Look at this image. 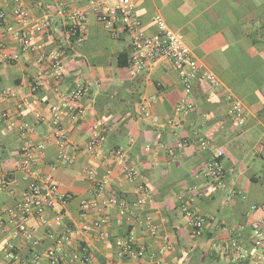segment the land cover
Wrapping results in <instances>:
<instances>
[{"label":"crops","instance_id":"obj_1","mask_svg":"<svg viewBox=\"0 0 264 264\" xmlns=\"http://www.w3.org/2000/svg\"><path fill=\"white\" fill-rule=\"evenodd\" d=\"M56 1L0 0L5 14L0 22V264H264V238L257 241L254 230L256 222L264 229V154L258 149L264 144V0H133L144 33L157 31L152 17L161 12L196 54L201 69L190 92L182 78L186 70L165 57L133 76L132 35L117 20L121 31L114 36L90 0H65L68 9L87 15L84 41L68 40L67 18L56 14ZM17 8L28 12L26 22L15 14ZM43 18L51 19V27L35 42L61 53L59 79L49 61L22 48L23 33ZM206 70L218 77L217 85L202 76ZM78 86L84 88L77 100L81 118L73 121L63 110L56 129L48 106ZM234 99L243 105L241 123L229 113ZM184 100L192 107L178 111ZM100 120L103 139L96 155L86 146ZM30 147L34 171L54 178L70 197L43 218L30 217L27 238L18 233L17 204L34 176L22 168ZM119 147L135 166L137 180L151 188V200L142 207L136 204V182L111 153ZM216 158L227 170L220 179L208 173ZM103 179L106 196L130 209L123 214L116 205L108 207L104 236L95 227L81 230L100 216L92 207L84 216L82 204L93 199L94 180ZM183 207L204 217L201 233ZM58 216L61 225L55 223ZM148 216L158 229L154 237L147 232ZM66 231L74 233L70 242L58 244ZM128 237L145 245L142 256L121 254ZM233 240L237 248L231 247ZM167 244L171 247L164 249ZM84 252L89 260L68 262V255Z\"/></svg>","mask_w":264,"mask_h":264},{"label":"built area","instance_id":"obj_2","mask_svg":"<svg viewBox=\"0 0 264 264\" xmlns=\"http://www.w3.org/2000/svg\"><path fill=\"white\" fill-rule=\"evenodd\" d=\"M92 8L96 11L99 19L112 28L114 36L120 35V29L116 25V21L119 20L123 31L132 35V57H131V74L136 76L142 72L146 63L165 57L170 60L174 66L182 67L186 71L183 72V82L187 92H190L193 87V81L197 72L201 69L198 58L192 48L186 43L184 37L174 30L161 12L154 13L152 20L157 27V31L153 34H146L141 29V19L135 9L133 0H90ZM15 14L20 16L24 22L28 20V12L22 8H17ZM55 12L60 17H66V30L65 36L68 40L76 43H81L85 39L86 35V22L87 15L82 10H71L67 8L65 0H57L55 6ZM5 19V14L0 12V22ZM51 19L43 18L37 22L35 29H30L23 33L21 37L23 50H34L39 54V61H49L52 68L53 75L59 79L63 74V62L62 56L59 51L47 52L44 49L43 44L35 42V37L40 32H47L51 27ZM202 76L212 85L219 83L218 77L209 70L203 72ZM6 96H9L10 91H4ZM84 94V88L78 86L73 89L68 96L64 97L61 103L48 106V112L52 117V124L56 129H60L61 114L63 110H69L71 113V119L78 121L82 112L77 105V100ZM30 106V104L28 105ZM186 107H192L190 101L181 103L177 110H183ZM242 102L234 99L230 107L229 113L233 117L234 121L241 123L244 120L242 113ZM7 116V113H4ZM43 115H38V118L43 119ZM103 122L100 120L97 122V131L94 138H92L86 149L90 153H99V146L103 139L101 127ZM59 138H64L66 135L61 131L58 132ZM34 148V147H33ZM30 147L24 154V160L22 168L29 175H34L30 182L29 188L23 195L21 201L17 204V209L20 215V224L18 233L24 234L27 238L31 237V233H28L26 229V222L32 216H39L43 218L48 209L53 208L60 200L65 203L70 197L69 194L61 193L59 184L51 176H40L33 169L34 151ZM42 145H36L35 149H41ZM258 149L264 154V144H259ZM114 157L121 159L125 164V172L130 182H136L137 189L139 191V197L136 204L140 207L150 202L152 197L151 188L144 181L137 180V172L135 166L129 162L128 157L122 148H117L111 152ZM62 159L65 162H70V157L66 154H61ZM232 170V169H231ZM227 170L222 161L213 159L208 166V173L214 179H220L224 177ZM106 180H94V197L92 200H86L82 204V214L86 216L90 208H94L100 213L92 224L84 223L81 230L89 231L92 227L98 230L100 235H107L105 225L108 223V217L106 211L108 207L112 205L118 206L123 214H128L130 209L124 203L116 197H107L105 193ZM184 212L188 215L190 222L196 233H201L204 226V217L198 213L192 211L188 207H183ZM57 225L62 224L61 218L58 216L55 219ZM148 235L154 237L158 234V229L152 218L148 216L147 222ZM254 230L257 241L264 238V229L261 222L254 224ZM74 233L72 231H66L57 237V243L62 245L69 243ZM166 241L167 237L164 238ZM171 246L167 244L164 249H168ZM231 247L237 248L238 243L231 241ZM145 249V245L137 243L134 237H128L124 240L122 245L121 254L127 255L132 258L142 256ZM49 255L53 261L58 258L55 249L49 251ZM245 257V255H243ZM78 259L89 260V256L84 252L83 254L77 253L68 255L67 260L69 263H74Z\"/></svg>","mask_w":264,"mask_h":264},{"label":"trees","instance_id":"obj_3","mask_svg":"<svg viewBox=\"0 0 264 264\" xmlns=\"http://www.w3.org/2000/svg\"><path fill=\"white\" fill-rule=\"evenodd\" d=\"M264 4V3H263ZM128 60V59H127ZM217 160H220L221 161V159L220 158H216Z\"/></svg>","mask_w":264,"mask_h":264}]
</instances>
